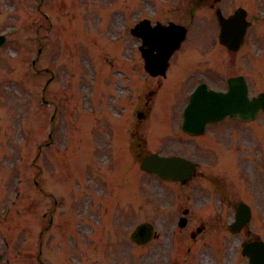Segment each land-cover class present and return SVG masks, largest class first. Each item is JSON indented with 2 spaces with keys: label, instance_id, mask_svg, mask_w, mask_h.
Segmentation results:
<instances>
[{
  "label": "rangeland",
  "instance_id": "1",
  "mask_svg": "<svg viewBox=\"0 0 264 264\" xmlns=\"http://www.w3.org/2000/svg\"><path fill=\"white\" fill-rule=\"evenodd\" d=\"M38 1L0 0V32L7 33L6 43L0 49V247L5 257L10 259L8 264H36L34 256L37 248V233L42 223L46 222V219H42V213L54 207L52 197L48 194L51 192L60 197L62 201L56 206L55 227L46 234V238H49L48 246L54 241V231L60 230L59 226L68 216V208L72 209L74 214L70 220L71 230L82 229L79 233L85 235L84 240H87L88 235L83 231L88 223L93 224L86 220L89 217V212L93 213V198L86 188L89 190L94 188L96 191V187L101 184L95 183V176L89 172L84 181L78 183V180L73 182L71 180V189L69 188L71 192L66 196L63 187L67 186L68 175L64 174V178L59 176L61 168L59 165L54 166L56 153L68 150L71 147L73 136L79 139L82 136L90 137L92 146L86 148V152L87 149L89 150V157L91 156L92 161H95L98 166H103L101 164H106L105 162L110 164L113 162L118 142L114 137V131L120 135L122 130L124 133L122 132L121 139L126 142L127 148L130 152L136 150L135 143L132 145L128 141L131 137L127 138L126 136L131 130L136 110L145 98V91L150 86L147 88L146 84L142 85L141 89L139 88L138 92L130 97L133 90L138 87V83L134 81L133 73L139 75L142 73V67L135 47L136 40L129 34L128 29L142 15L154 14L157 15L156 17L166 19L175 16L179 9L183 10L191 5L194 7L199 3V0H166L167 3L159 0H122L121 4L112 6L106 13L103 11V15L101 11L95 10L94 12V8L98 6L102 10L108 9L110 7L107 5L109 0H44L41 9L37 8ZM115 1L117 3V0ZM91 3L95 5H90ZM237 4L247 7L249 16L254 19V26L250 29L248 42L242 50L237 53L219 51L223 56L220 61L222 73L225 78L230 74L244 73L250 85V92L256 93L264 89V20L258 17L259 14L256 12V9L264 11V0H222L225 12L231 11ZM41 11L50 14L56 25L45 24L46 20ZM185 16L186 20H192L196 25L198 23L205 24L208 21L215 22L214 13L207 6L196 9L193 18L189 11ZM67 17L80 22L81 25L66 23L62 26L61 31L58 24L64 22ZM126 21L127 25L124 27ZM85 23L88 32L83 29ZM41 41L44 45L37 65L39 67L49 66L54 69L55 73V79L49 84L46 91V97L54 102L50 105L41 103L42 86L47 74L36 72L30 62ZM114 45L122 47V57L115 56L117 51ZM107 61H111L113 73L112 71L106 73ZM189 69L191 71L184 76L183 85L197 72L203 71L205 66L191 64ZM183 71L180 64L171 69V76L164 85L162 95H169L171 88L180 80ZM93 73H100V75L96 78L92 89L91 74ZM118 73H129L127 75H131V80L126 78L127 75ZM102 74L106 75L107 80H103ZM110 81L114 94L112 98L107 99L106 103H101L99 114L96 104L100 98L110 96L112 91ZM150 84L152 85V83ZM125 86L130 89L128 90ZM138 93L139 100L137 102ZM130 99H132L131 104ZM122 103L125 104V107ZM54 105H57L58 108L53 122L50 123L49 116ZM84 108L87 110L83 114V119H80L79 116ZM166 108V100L162 104H158V120L162 121ZM107 113L111 114V118L105 119ZM118 113L122 115H118ZM101 114L103 118L100 117ZM119 116H124L122 120H125L126 123H123L122 129L120 123H115L113 131L108 127L109 121H114ZM259 118L264 119V115H260ZM51 127L54 128L55 143L43 148L37 155L38 145L47 141L46 134ZM263 128L264 123L261 126L254 125L255 131H260ZM249 135L253 136V134ZM161 138L167 139L166 137ZM123 140L120 141L121 147L124 144ZM135 140H138V137ZM240 144L242 146L245 142L241 140ZM250 144L253 146L252 141ZM255 144L256 149L259 150L257 142ZM152 146L167 147L170 146V143L155 141L152 142ZM262 149L264 152V146ZM259 152L260 150L258 154ZM94 156L96 160H93ZM82 158L83 154L76 151L68 157V160L77 162ZM60 161H63L62 157ZM134 161L136 168L138 163L135 157ZM69 166H71V162H66V167ZM102 170L112 173V188H116L113 185V179L116 177L124 176L126 180L131 175L134 178L137 176L133 168L123 170L118 164L109 170L104 168ZM15 174L22 178L20 184H17L19 187L14 185ZM235 176L237 177L238 174ZM35 179L38 182L37 185L34 182ZM62 179H66L61 186L63 194L59 187ZM149 182L150 180L146 184L148 195L156 196L162 188L159 186L153 188L149 186ZM131 188H133V192L136 190L134 185ZM235 188L237 189V187ZM166 189L165 192L169 197ZM58 190L61 194L57 193ZM77 190L80 191V194ZM256 194L257 196L261 195L260 189L256 191ZM148 195L145 194L150 206L143 207L150 214L145 218L151 219L158 230H170L172 224L175 226V217L179 213L178 211L185 206L190 207L191 204V202L180 200L182 196L179 195L177 189L170 195V199L166 200L157 196L160 200L155 201ZM192 203H194L192 212H199L201 215L208 212V209L203 211L204 208L199 206L203 204L202 202L194 201ZM131 210L135 214L136 205H131ZM100 217L97 214L93 216L94 219L103 220L105 215L102 214ZM137 218L138 216L126 214L124 219H127L129 223H127L128 221L126 223L118 222V225L125 229L133 225L132 222ZM113 223L114 216L112 225ZM216 234L220 235V240L223 238L226 249L228 248L222 264H232L233 257L238 255L236 246L232 242V236H225L218 227L215 230L209 228L195 243H191L188 234L178 233V237H174L173 241L179 242L178 247L180 248H174L175 243L172 245L170 243L172 239L167 235L159 237V243L148 244L135 252H132L129 246L122 242L117 245L112 241L114 247L117 248V251L113 253L114 259L118 260L110 261L107 257L109 251H106L103 257H107L104 264H135L133 254L139 251H145L140 258L142 264H173L176 263L175 259L185 264H195L190 261L193 258L198 260L197 264H219L214 255H210L212 253L210 248L205 249L202 246L203 254L199 253V257L195 252L199 245ZM121 236L124 237L123 234ZM185 240L192 246L191 251L187 253ZM75 242L74 240L71 246H74ZM176 250H178L177 252L182 251V256L178 257L180 259L175 258ZM98 261L100 264V260ZM5 263V260L0 261V264Z\"/></svg>",
  "mask_w": 264,
  "mask_h": 264
}]
</instances>
